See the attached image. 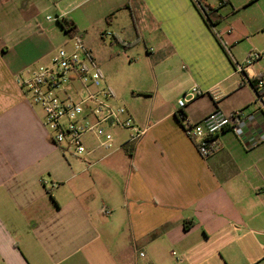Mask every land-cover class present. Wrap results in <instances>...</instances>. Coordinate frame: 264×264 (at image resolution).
Here are the masks:
<instances>
[{
    "label": "crops",
    "instance_id": "obj_1",
    "mask_svg": "<svg viewBox=\"0 0 264 264\" xmlns=\"http://www.w3.org/2000/svg\"><path fill=\"white\" fill-rule=\"evenodd\" d=\"M67 1L0 0V264H264V95L237 71L261 52L250 76L264 75V0ZM50 10L76 23L112 102L146 130L129 150L130 132L115 138L110 126L113 152L94 136L83 156L52 141L20 83L64 31L39 22ZM77 11L91 27L100 14L126 52L135 41L119 18L129 16L150 66L129 79L136 102L88 45ZM67 86L78 102L93 90ZM193 88L198 95L180 107ZM216 110H243L246 141L225 131L204 158L177 114L199 122Z\"/></svg>",
    "mask_w": 264,
    "mask_h": 264
},
{
    "label": "built area",
    "instance_id": "obj_2",
    "mask_svg": "<svg viewBox=\"0 0 264 264\" xmlns=\"http://www.w3.org/2000/svg\"><path fill=\"white\" fill-rule=\"evenodd\" d=\"M49 19L54 20L52 17ZM83 49L78 43L72 51L62 49L52 58L49 66L40 67L25 81L20 80L24 89L33 97V101L42 109L52 141L63 151L73 152L78 156L88 153L84 139L87 134H93L104 149L113 148V134L105 126L130 132V142L139 140L146 133L145 129L136 125L126 108H113L108 103L114 94L102 87V75L89 64L86 54H81ZM262 59L261 52H252L244 64L237 65V71L250 85L253 81L250 71ZM75 81L92 87L93 90L79 102L61 98L59 92ZM252 88L257 99H262L258 92L263 90L264 80H260L257 86ZM197 95V88L190 90L179 100L180 107H184L188 100ZM177 115L183 121L186 136L194 142L204 158L212 154L216 148L215 138L225 131L232 132L243 142L246 141L247 116L243 110L231 114L216 110L199 122L189 121L182 113ZM104 213L110 214V211L105 210Z\"/></svg>",
    "mask_w": 264,
    "mask_h": 264
},
{
    "label": "rangeland",
    "instance_id": "obj_3",
    "mask_svg": "<svg viewBox=\"0 0 264 264\" xmlns=\"http://www.w3.org/2000/svg\"><path fill=\"white\" fill-rule=\"evenodd\" d=\"M70 5H72V0H68L65 3V6L70 8ZM85 12L83 11H77L74 13L76 18L79 21L80 29L83 32L84 35H88V38L91 40H87L88 45L92 47V49L99 55L104 56L105 59L103 61L104 65H106L107 69L110 71H113V75L115 78V81L119 84V90L123 91V94L127 97L132 98L134 102H136V98L133 96V88L134 86L131 85L129 82V79L133 75L137 74H143L146 71H150V66L148 63L141 58V56L145 55V46L142 42H137V33L136 30L133 28V26L129 24L130 19L129 16H126L125 18L120 17V26L124 27L126 31H128L129 36L132 37V39L135 41L132 44V49L129 50V48L126 50L121 44H111V38H110V32L107 30V32L103 31L104 28L108 29L107 23L105 19H101V15L97 13L93 16V19L95 20L96 24H92V27L90 26L89 19L84 15ZM47 15H51L49 17L54 18L55 21L53 23H49L51 21L49 17L46 18ZM57 14H55L54 10H50L47 14H44L39 18V22L42 23V25L47 26L50 28L52 24H59V19H55ZM64 17V16H62ZM113 17V16H112ZM70 19V17H67ZM108 19V18H107ZM112 18H109V20ZM99 21V22H98ZM61 28V27H60ZM62 30V29H61ZM85 30H88L85 32ZM102 32V34H100ZM80 37L71 38L67 35L65 30L62 32V35H59V38H56L53 42L50 44L48 43L46 45L45 52L49 54L48 57L42 62H39L37 64L38 69L42 66H49L51 64L52 58L62 49L67 51H72L75 47V45L81 44L82 42L78 41ZM82 45V44H81ZM81 54L84 56L85 50L83 49ZM124 54V55H123ZM103 58V57H102ZM68 87V86H67ZM103 87V86H102ZM59 96L63 99H68L69 101L78 102L74 99H77V97H72L73 99L66 98V93L64 91L59 92ZM114 98V97H113ZM113 98L108 100V103L113 108H126V104L124 102L116 104L115 101L112 102ZM114 136L120 137L122 139L127 138L129 136L128 131H123L121 129H111ZM85 142L91 141L93 142V135L87 134L85 136ZM98 142V143H97ZM97 143V144H96ZM88 144V143H87ZM100 145L98 140L94 139V145ZM95 145V146H96ZM116 148V147H115ZM111 149L107 152H113L114 149ZM104 149V148H103ZM101 150V152H105L104 150ZM100 153V152H99Z\"/></svg>",
    "mask_w": 264,
    "mask_h": 264
},
{
    "label": "trees",
    "instance_id": "obj_4",
    "mask_svg": "<svg viewBox=\"0 0 264 264\" xmlns=\"http://www.w3.org/2000/svg\"><path fill=\"white\" fill-rule=\"evenodd\" d=\"M201 8L204 9L206 14L209 13V8L208 7L202 6ZM208 15H210V14H208ZM59 24L65 30V32L67 33L68 36H70L71 38H76L77 37L79 29H78L76 23L73 20H71L69 18H62V19L59 20ZM260 80H264V75L261 76L260 78L256 79V80L251 81V85L256 87ZM258 95H260V96L264 95V88H263V90L258 92ZM132 144H133L132 142H129V143L125 144L124 147H126L127 150H129L132 147L131 146Z\"/></svg>",
    "mask_w": 264,
    "mask_h": 264
}]
</instances>
